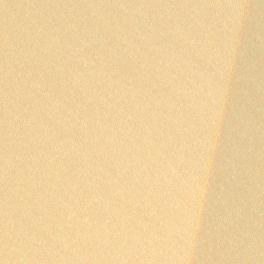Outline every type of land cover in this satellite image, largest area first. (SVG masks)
I'll return each instance as SVG.
<instances>
[{
	"label": "water",
	"instance_id": "water-1",
	"mask_svg": "<svg viewBox=\"0 0 264 264\" xmlns=\"http://www.w3.org/2000/svg\"><path fill=\"white\" fill-rule=\"evenodd\" d=\"M0 264H264V0H0Z\"/></svg>",
	"mask_w": 264,
	"mask_h": 264
}]
</instances>
